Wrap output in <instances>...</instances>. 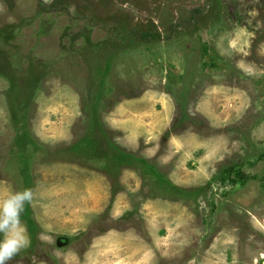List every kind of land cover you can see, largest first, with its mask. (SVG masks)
Returning a JSON list of instances; mask_svg holds the SVG:
<instances>
[{
    "label": "rangeland",
    "instance_id": "obj_1",
    "mask_svg": "<svg viewBox=\"0 0 264 264\" xmlns=\"http://www.w3.org/2000/svg\"><path fill=\"white\" fill-rule=\"evenodd\" d=\"M9 264H264V0H0Z\"/></svg>",
    "mask_w": 264,
    "mask_h": 264
},
{
    "label": "clouds",
    "instance_id": "obj_2",
    "mask_svg": "<svg viewBox=\"0 0 264 264\" xmlns=\"http://www.w3.org/2000/svg\"><path fill=\"white\" fill-rule=\"evenodd\" d=\"M33 195L31 189H24L0 202V264H9L30 244L21 215L25 205L32 202Z\"/></svg>",
    "mask_w": 264,
    "mask_h": 264
}]
</instances>
